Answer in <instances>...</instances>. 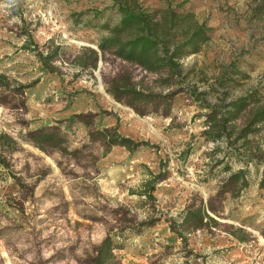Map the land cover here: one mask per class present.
Instances as JSON below:
<instances>
[{
	"label": "rangeland",
	"instance_id": "374dc122",
	"mask_svg": "<svg viewBox=\"0 0 264 264\" xmlns=\"http://www.w3.org/2000/svg\"><path fill=\"white\" fill-rule=\"evenodd\" d=\"M115 1L0 0V264H90L109 230L124 231L118 264H264V127L247 147L202 134L207 102L264 95V0H137L156 17L175 7L211 28L182 58L179 88L155 86L156 75L109 52L95 67L76 62L100 53L120 19ZM37 50L56 54L44 66ZM126 71L165 99L142 114L116 100L106 83ZM104 128L141 144L106 146ZM52 132L43 148L33 141ZM239 168L248 184L233 195ZM191 209L216 222L182 225Z\"/></svg>",
	"mask_w": 264,
	"mask_h": 264
},
{
	"label": "trees",
	"instance_id": "16d2710c",
	"mask_svg": "<svg viewBox=\"0 0 264 264\" xmlns=\"http://www.w3.org/2000/svg\"><path fill=\"white\" fill-rule=\"evenodd\" d=\"M115 4L120 19L109 29L108 35L102 37L98 42L97 47L100 53L96 49H91L90 61L82 59V56L78 55L76 62L81 67L87 65L95 67L97 60L109 52L123 61L135 64L142 70L156 75L152 80L155 86L169 88L174 85L179 88L180 82L184 79L182 58L198 50L199 45L209 38L211 28L204 20L199 21L192 12L178 11L175 7H167L159 17H156L155 14L152 15L139 6L137 0H116ZM36 54L44 66H48L50 59L55 56L56 50L47 53L37 50ZM4 78L5 76L0 74V87L6 84ZM106 84L107 91L116 100H125L141 114L146 104H154V100L165 99V94L154 91L153 84L144 86L141 82H134L127 71L118 73ZM193 91L195 94V90ZM176 92L173 90L171 94ZM206 107L209 108V111L204 120L206 127L202 131L206 139L216 142L223 140L229 145L242 140L239 146L247 147L249 141L247 136L264 127V95L260 93L259 89H254L246 95L228 101L222 98L218 102H207ZM240 116L243 117L244 124L239 127L240 124L237 121L241 119ZM97 135L98 139H101L106 146L118 144L130 151L141 144V142L123 136L111 128L101 129ZM2 136L0 134V139ZM55 137L54 132L41 133L37 136L33 134V141L43 148L42 142H51ZM8 139L13 144L15 143L12 137H8ZM0 146H2L1 141ZM11 149H14V145ZM0 164L7 165L1 154ZM161 174L160 172L150 173L151 177L144 180L143 186L145 189L147 188V191L155 188ZM228 180L236 183V189L233 191V195H236L238 190L248 184L247 170L239 168L229 175ZM257 184L259 189H264V173L258 179ZM204 215L207 216V219L216 222L201 210L191 209L183 214L181 224L188 223L191 227L202 228L206 225V222L203 221ZM130 229L133 230L134 227ZM123 234L124 231L119 233L109 230L94 248L90 264H118L115 250L121 247V241L118 240L122 238Z\"/></svg>",
	"mask_w": 264,
	"mask_h": 264
}]
</instances>
